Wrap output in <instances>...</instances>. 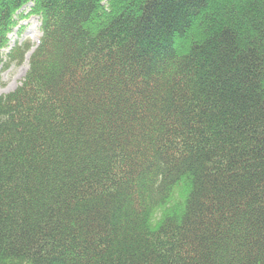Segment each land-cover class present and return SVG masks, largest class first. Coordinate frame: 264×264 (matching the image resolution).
Returning a JSON list of instances; mask_svg holds the SVG:
<instances>
[{"label": "trees", "instance_id": "trees-1", "mask_svg": "<svg viewBox=\"0 0 264 264\" xmlns=\"http://www.w3.org/2000/svg\"><path fill=\"white\" fill-rule=\"evenodd\" d=\"M29 15L0 264H264V0H0V67Z\"/></svg>", "mask_w": 264, "mask_h": 264}, {"label": "rangeland", "instance_id": "rangeland-1", "mask_svg": "<svg viewBox=\"0 0 264 264\" xmlns=\"http://www.w3.org/2000/svg\"><path fill=\"white\" fill-rule=\"evenodd\" d=\"M27 13L28 8L25 7L23 14L26 15ZM40 36V20L38 16L29 15L21 18L17 27L8 35L9 47L3 50L4 61L8 60L6 55L8 54L9 49L15 44L24 45L27 43L30 50L31 47L33 48L37 46ZM36 38L38 41H36ZM27 52L24 54L21 63L17 64L16 61H13L6 68L0 67V95L14 90L20 84L28 68L29 56L26 58Z\"/></svg>", "mask_w": 264, "mask_h": 264}, {"label": "bare ground", "instance_id": "bare-ground-1", "mask_svg": "<svg viewBox=\"0 0 264 264\" xmlns=\"http://www.w3.org/2000/svg\"><path fill=\"white\" fill-rule=\"evenodd\" d=\"M36 41H38V39H37V38H36ZM38 42H39V41H38ZM37 44H38V43H37ZM31 48H32V47H31ZM31 48H30V50H31ZM34 48H35V47H33V48H32V50H34ZM30 50L27 52V54H26V58H28V56H29L30 52L32 51V50H31V51H30Z\"/></svg>", "mask_w": 264, "mask_h": 264}]
</instances>
